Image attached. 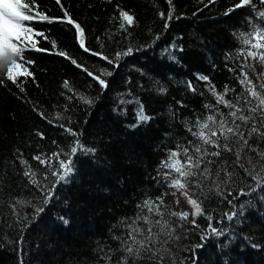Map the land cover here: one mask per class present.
<instances>
[{
	"label": "trees",
	"instance_id": "obj_1",
	"mask_svg": "<svg viewBox=\"0 0 264 264\" xmlns=\"http://www.w3.org/2000/svg\"><path fill=\"white\" fill-rule=\"evenodd\" d=\"M38 2L50 18H62L66 9L84 29L90 51L79 46L74 27L66 21L26 22L48 37L35 39L38 47L50 51H24L23 57L33 61L25 66L34 79L19 77L23 90L6 79L7 66L0 70L4 80L0 83V264H118L133 221L146 230L149 225L137 217L161 219L142 207L145 200L160 204L163 221L172 229L160 233L153 224L159 237L153 242L154 250L164 257L162 264H264V181L257 186L237 168L239 179L234 176L222 185L223 195L209 191V180L200 188L190 185L189 195L195 192L192 198L214 210L211 223L222 234L212 235L203 217L196 218L198 227L192 226L193 209L184 190L168 187L176 173L162 166L177 146L182 152L191 147L189 142H199L188 131L197 118L229 111L216 104L209 83L198 76H207L218 92L227 86L226 98L235 100L240 95L243 103L246 93L238 80L244 59L237 54L243 47L240 34L247 33L251 21L264 24L252 15L253 9L264 10V6L254 0L255 7L226 16L236 0L213 4L173 0V18L165 28L166 20L159 13L167 14V0H61L64 9L56 0ZM120 10L135 14V25L127 31L119 27ZM50 41L56 42L57 49ZM129 47L132 54L117 61L116 54ZM55 51H64L69 58L50 54ZM246 71L264 94V62L259 54L255 60L248 58ZM88 72L104 79L108 88H101ZM108 72L112 74L105 75ZM65 81L69 88H64ZM81 96L92 103L85 104ZM137 101L144 105L149 121H138ZM65 129L78 135L73 137ZM77 139L83 149L73 157V171L56 184L52 172L59 162L53 153L66 159ZM251 142L264 149V141L253 138ZM38 154L49 158L48 167L33 159ZM248 155L257 162L256 172L264 176V161L256 153ZM21 160L36 172L40 188L24 175ZM245 164L252 167L246 160ZM218 166H212L214 171ZM49 188L53 197L45 204L44 192ZM241 189L246 194L237 196ZM38 208L43 211L37 212ZM171 212L189 216L180 220ZM231 212L237 215L229 221L225 213ZM202 235L207 239L201 240ZM128 260L153 264L147 259Z\"/></svg>",
	"mask_w": 264,
	"mask_h": 264
},
{
	"label": "snow or ice",
	"instance_id": "obj_2",
	"mask_svg": "<svg viewBox=\"0 0 264 264\" xmlns=\"http://www.w3.org/2000/svg\"><path fill=\"white\" fill-rule=\"evenodd\" d=\"M216 0H207L208 4L215 3ZM256 2L264 6V0H256ZM56 3L64 9V5L61 0H56ZM169 10L167 14L164 12L159 13L161 19H165L166 22L164 27H168L167 21L173 18L174 4L173 0H167ZM207 6V5H206ZM246 6H253L254 0H236L233 6L225 12V15H230L236 9L245 8ZM256 11L261 20H264V10L257 8ZM119 18L121 23L120 29L127 31L133 27L136 22L135 14L130 13L127 10L119 11ZM65 22L68 25L74 27L77 36L79 46L85 51L89 52L90 49L85 44V32L81 25L73 19L72 15L64 9L63 17L50 18L40 11L38 0H12V6L6 7L0 10V64H7L6 79L22 89V82L17 83L19 77H32L34 79L32 71L29 70L25 65L33 63L30 59H25L23 53L26 49L39 51H50L49 49H42L38 47L39 41L35 37H43L48 39L47 36L41 31L34 30L33 27L26 24V22ZM99 39V38H98ZM157 39L159 37L157 36ZM240 40L243 47L238 50V55L243 57V62L240 64L239 73V84L243 87L246 96L243 97V103H241L242 97L237 95L235 100L227 99L229 88L226 86L222 92H218L214 85L208 81L207 76L200 75L198 79L209 83V91L215 98L216 104L223 106V108L229 109L227 113L216 110L211 114L206 115L203 119L197 118L195 125L189 127L188 131L192 136L196 138L198 143L189 142L191 147H184L182 152L177 146V150H173L169 153L167 160L163 163V167L176 173V176L171 180L168 187L174 188L177 191L184 190L183 195L188 199V203L193 209L192 212V226L198 227L197 217H203L208 222V229L212 235L222 234L218 233L216 227L212 226L211 221L213 216L208 208H205L202 201L194 199L192 196L196 195L195 192L192 196L189 195L190 185L195 188H200L205 180L211 181V187L209 191L215 189L218 195H223L221 191L222 185H227L234 176H237L236 169H243L244 173L247 174L252 180H255L257 186H261L264 181V176H260L256 170V161L252 159L248 153H256L260 161H264V149L259 145L252 143L253 138L264 141V94L261 90L257 89V85L250 78L246 71L248 67V58L256 59L259 54V60L264 62V51L254 52L252 49H264V24L255 27L252 31L240 34ZM52 49H57L55 41H50ZM174 48L175 45H172ZM182 50V49H181ZM133 52V49L129 47L126 51L116 54V60L118 61L121 56H129ZM65 58H69L68 54L64 51H55L54 53ZM92 55H98L96 52H92ZM101 59L108 60L109 64L113 61L108 59L106 56H101ZM77 67L81 65L77 64L76 60L71 61ZM119 66L118 64L116 65ZM234 71V69H229ZM111 72L105 73V75H111ZM89 76L96 79L101 88H108V83L98 77L93 76L92 72H88ZM4 80L0 79V83ZM64 88H69L67 81L64 82ZM188 87L191 91L195 92L196 88L189 82ZM71 90V89H69ZM163 90V89H162ZM264 90V86H262ZM234 91V90H232ZM82 101L85 104H91L92 100L87 97L81 96ZM121 103H128V101L121 100ZM139 104L137 110V119L139 122H147L151 118L145 114L144 105L137 101ZM247 106V107H245ZM205 108L212 109L213 105L205 104ZM63 127V125H61ZM195 128V130H193ZM246 129V131H245ZM73 137L78 134L71 129H65ZM41 138L43 135L41 134ZM78 149H83V145L77 139L75 143L70 147L67 152L66 159H60V153H53V156L59 162L58 170L53 171L52 175L56 177V184L66 181L67 177L72 173L74 164L73 157L76 156ZM87 150V149H84ZM94 151V149L88 150ZM183 156L184 159H181ZM34 160L38 161L39 164L49 166V158H45L42 155H35ZM245 160L248 165L247 167ZM21 164L25 165L24 175L29 177L33 185L40 188L39 182L36 179V172L32 171V168L28 166V162L25 160L20 161ZM213 165H219L213 169ZM224 173L223 178L221 173ZM47 179V177H45ZM237 179L239 177L237 176ZM41 191L43 189L41 188ZM246 193L241 189L236 195L243 196ZM229 197L233 194L231 191L227 193ZM44 203L47 204L53 197V189L49 188L48 191L44 192ZM235 199V197H233ZM17 203H21L19 200ZM162 203V201L160 202ZM228 204H232V200H228ZM147 210L148 213H154L157 217L156 221H152L148 216L137 217L138 220L143 222L149 227L145 230L136 225V222L129 226L130 231L128 232V239L122 241V251L125 255L121 256L118 264H129L128 258L131 257L134 261L140 259H147L152 261L153 264H162L164 259L159 254L158 250H154V240H157L158 234L153 231V224L159 226V232L164 233L166 229L171 231L168 221H163L164 213L160 209V204L154 203L151 200H145L142 206ZM13 211H16L13 206ZM37 212L43 211L42 208H38ZM171 216L179 217L180 220H187L188 212H171ZM237 215L235 212L225 213L226 218L231 221ZM66 222V221H65ZM138 236H142L143 239H138ZM207 239L206 235L201 236V240ZM202 247V245H197ZM142 253H147V256H142ZM110 259V257H109Z\"/></svg>",
	"mask_w": 264,
	"mask_h": 264
},
{
	"label": "clouds",
	"instance_id": "obj_3",
	"mask_svg": "<svg viewBox=\"0 0 264 264\" xmlns=\"http://www.w3.org/2000/svg\"><path fill=\"white\" fill-rule=\"evenodd\" d=\"M7 66V64L5 63V64H0V70H2L4 67H6Z\"/></svg>",
	"mask_w": 264,
	"mask_h": 264
},
{
	"label": "bare ground",
	"instance_id": "obj_4",
	"mask_svg": "<svg viewBox=\"0 0 264 264\" xmlns=\"http://www.w3.org/2000/svg\"><path fill=\"white\" fill-rule=\"evenodd\" d=\"M249 198H251V197H249Z\"/></svg>",
	"mask_w": 264,
	"mask_h": 264
}]
</instances>
